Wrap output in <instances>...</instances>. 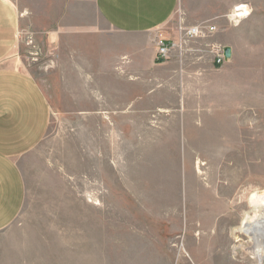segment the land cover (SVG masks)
Segmentation results:
<instances>
[{
  "label": "rangeland",
  "instance_id": "1",
  "mask_svg": "<svg viewBox=\"0 0 264 264\" xmlns=\"http://www.w3.org/2000/svg\"><path fill=\"white\" fill-rule=\"evenodd\" d=\"M11 1L7 63L35 78L51 117L21 160L26 198L0 264H264L236 230L264 192V0H183L176 29L215 30L139 80L55 36L64 0ZM81 9L95 22L91 0H72L74 22Z\"/></svg>",
  "mask_w": 264,
  "mask_h": 264
},
{
  "label": "crops",
  "instance_id": "2",
  "mask_svg": "<svg viewBox=\"0 0 264 264\" xmlns=\"http://www.w3.org/2000/svg\"><path fill=\"white\" fill-rule=\"evenodd\" d=\"M95 22L81 9V22H74L72 0H64L60 21L68 45L80 36L88 43L92 65L114 59L116 65H131L138 80L155 63L156 39H178L176 30L183 0H91ZM179 8V9H180ZM76 17V16H75ZM20 13L11 0H0V231L20 214L26 182L22 158L32 151L48 131L50 104L34 77L7 63L18 46ZM86 51V50H85ZM107 65V61L98 66ZM124 68V66H123ZM122 68V69H123Z\"/></svg>",
  "mask_w": 264,
  "mask_h": 264
},
{
  "label": "bare ground",
  "instance_id": "3",
  "mask_svg": "<svg viewBox=\"0 0 264 264\" xmlns=\"http://www.w3.org/2000/svg\"><path fill=\"white\" fill-rule=\"evenodd\" d=\"M238 9L242 10L238 13L239 16L244 17L247 15L248 11L245 7L240 6ZM198 171H200V168H198ZM254 204L253 212L245 216L242 224L236 230L253 240L254 249L252 254L260 262L264 255V192L256 196Z\"/></svg>",
  "mask_w": 264,
  "mask_h": 264
},
{
  "label": "built area",
  "instance_id": "4",
  "mask_svg": "<svg viewBox=\"0 0 264 264\" xmlns=\"http://www.w3.org/2000/svg\"><path fill=\"white\" fill-rule=\"evenodd\" d=\"M176 30L179 36L177 41L172 39H166L165 37L161 36L156 39L155 58L157 61L166 60L172 57L174 53L181 49V43L183 41H193L201 37L204 33H211L215 30V26L191 25L187 27H179ZM223 55V53L218 54V62L221 60V58H223Z\"/></svg>",
  "mask_w": 264,
  "mask_h": 264
},
{
  "label": "water",
  "instance_id": "5",
  "mask_svg": "<svg viewBox=\"0 0 264 264\" xmlns=\"http://www.w3.org/2000/svg\"><path fill=\"white\" fill-rule=\"evenodd\" d=\"M225 55L229 56V49H227V48L225 49Z\"/></svg>",
  "mask_w": 264,
  "mask_h": 264
}]
</instances>
